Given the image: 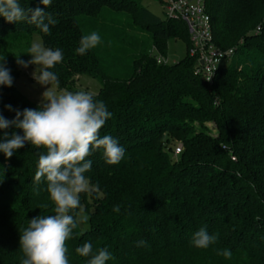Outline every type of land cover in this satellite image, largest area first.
I'll return each instance as SVG.
<instances>
[{"label":"trees","instance_id":"1","mask_svg":"<svg viewBox=\"0 0 264 264\" xmlns=\"http://www.w3.org/2000/svg\"><path fill=\"white\" fill-rule=\"evenodd\" d=\"M18 2L44 8L40 0ZM260 2L206 0L215 44L236 48L211 85L194 72L185 23L161 19L143 0H52L45 9L56 20L49 34L27 21L8 23L0 16V63L13 77L11 87L0 85V114L11 120L15 111L6 105L21 111L39 106L16 87L23 70L16 56L29 60L27 49L38 35L44 47L63 52V61L51 69L59 89L70 91L76 76L100 82L94 99L113 114L100 135L112 136L125 149L115 165L106 163L102 148L87 158L92 167L86 176L95 190L81 201L88 228L78 225L65 242L69 264H88L90 257L76 253L85 242L112 253L106 264H264ZM93 32L100 42L79 55L81 37ZM171 39L186 41L187 55L158 63L156 55L167 56ZM207 123L214 125V133ZM5 131L23 135L8 128L0 130V139ZM178 143L182 150L175 154ZM44 151L26 142L9 159L0 152V264H21L20 231L38 215L55 214L47 182H33ZM200 228L218 237L206 249L191 243ZM140 240L146 243L138 247ZM224 249L231 251L230 259L217 254Z\"/></svg>","mask_w":264,"mask_h":264},{"label":"clouds","instance_id":"2","mask_svg":"<svg viewBox=\"0 0 264 264\" xmlns=\"http://www.w3.org/2000/svg\"><path fill=\"white\" fill-rule=\"evenodd\" d=\"M40 3L44 8H24L18 0H0V16L8 23L27 21L49 34L50 25H55L56 20L45 9L51 6L52 0H40ZM99 42L100 36L95 32L84 35L76 52L84 55ZM26 54L31 56L30 60H22L20 55L16 56V63L23 68L37 66L32 73L33 78L41 86L50 87L42 93V103L36 109L25 108L21 111L13 109L11 105L5 106L9 111H15V117L9 120L0 114V130L15 128L22 130L23 135L15 131L11 134L3 132L0 152L9 159L26 142L36 149L45 150L38 157L33 182L39 184L42 179L47 182L55 214L38 215L20 231L19 248L25 257L21 264H69L65 242L79 223L89 219L84 214L80 194H90L95 190L86 176L92 167V160L87 158L102 148L106 163L115 165L124 158L125 149L112 136L100 135L106 121L113 115L103 101L95 100L86 91L59 90L58 76L51 69L63 61L60 48H46L42 43L33 42ZM12 84L10 69L0 63V85L11 87ZM114 211L119 212V206ZM217 239L206 228H200L194 233L191 243L196 248L206 249ZM145 243L140 240L137 246H144ZM76 253L90 257L88 264H106V261L114 258L106 247L94 250L91 242L77 247ZM217 254L226 259L232 255L227 249Z\"/></svg>","mask_w":264,"mask_h":264},{"label":"built area","instance_id":"3","mask_svg":"<svg viewBox=\"0 0 264 264\" xmlns=\"http://www.w3.org/2000/svg\"><path fill=\"white\" fill-rule=\"evenodd\" d=\"M163 7L167 18L182 20L189 32V54L195 58L194 72L211 85L223 63L231 61L235 47L223 49L215 44L211 17L206 11V0H165ZM260 26H258V30ZM158 63L167 64V57L156 55ZM182 145L175 148L180 153Z\"/></svg>","mask_w":264,"mask_h":264},{"label":"rangeland","instance_id":"4","mask_svg":"<svg viewBox=\"0 0 264 264\" xmlns=\"http://www.w3.org/2000/svg\"><path fill=\"white\" fill-rule=\"evenodd\" d=\"M260 3L264 4V0H261ZM143 4L146 7H148L154 14L159 16L161 19L163 20L166 19L165 9L163 7V4L160 2V0H143ZM262 13H264V10ZM262 15L263 14H261L260 17ZM33 42L42 43L41 38L38 35H35L33 37L32 43ZM166 55H167L166 57L168 63H173L174 61H178L184 58L187 55L186 41L182 39L169 40L167 45ZM223 65H225V63H223L222 66ZM36 67L37 66L35 65H29L27 68H23L21 74L16 79V87L26 98H28L30 101L40 106L42 103V93L46 90L47 87H50V85L41 86L36 82V80L33 78L32 75V73L36 70ZM100 87H101L100 82L95 78L89 76H76L72 84V89L70 91L71 92L86 91L94 95L99 91ZM59 90L69 91L67 89H59ZM206 125L211 131L213 130V133L215 132L214 131L215 127L212 123H207ZM180 144L181 143H178L176 147H178ZM85 197L86 194L81 193L80 201L82 200L84 201ZM84 214L86 215V212ZM78 225L83 230L88 228V224L84 222H81Z\"/></svg>","mask_w":264,"mask_h":264}]
</instances>
